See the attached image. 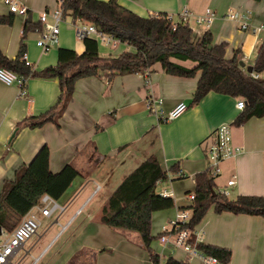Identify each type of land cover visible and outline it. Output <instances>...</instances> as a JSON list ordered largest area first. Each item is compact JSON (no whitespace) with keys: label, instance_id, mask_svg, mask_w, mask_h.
Returning a JSON list of instances; mask_svg holds the SVG:
<instances>
[{"label":"crops","instance_id":"crops-1","mask_svg":"<svg viewBox=\"0 0 264 264\" xmlns=\"http://www.w3.org/2000/svg\"><path fill=\"white\" fill-rule=\"evenodd\" d=\"M19 1L28 8L27 16L14 20L12 26L0 25V51L9 59L17 56L25 19L30 17L36 23L42 12L55 9L59 2ZM118 2L141 17L160 14L177 19L183 9L194 16L210 12L213 19L208 26H199L201 35L210 31L214 44L226 45V58L238 52L246 66L254 63L264 38V0ZM229 11L247 13L249 24L262 27V32L258 36L241 32L236 23L224 18ZM0 14H7L1 6ZM66 20L72 21L70 17ZM72 37L67 27H60L58 44L44 54L36 46L37 34L30 33L25 40L26 61L39 72L57 64L59 49L82 54V40ZM100 43L98 51L103 58L133 51L119 43L115 47L104 46L107 49L102 53ZM198 77L199 73L194 79L173 78L160 64H155L148 74L109 79L108 73L103 72L79 79L74 84L72 100L58 121L59 127L48 123L42 128H23L16 134L18 122L39 116L55 104L58 82L28 78L26 97L22 98L17 85L7 86L0 81V189L4 181H13L15 171L28 165L43 146L49 150L51 173L72 165L79 174L57 200L65 210L50 218L41 217V231L24 244L12 264H41L43 259H46L43 264H152L137 233L116 231L105 225L116 210L113 191L150 156L156 157L168 175L167 180L158 183L157 193H165L174 202L172 209L152 214L150 234L157 235L152 237L158 244L154 247L153 241L150 247L164 261L173 258L200 264L197 259L188 260L180 250L163 246L159 237L177 211L192 205L189 195L195 189L194 177L208 170V148L222 124L231 125V146L239 152L220 163L219 174L213 180L215 189H226L227 183L234 180L235 184L227 188L231 201L237 196H264V117L251 118L240 127L232 126L241 113L236 108L238 99L216 93H209L199 104L191 105ZM148 100L154 103V112L147 107ZM180 103L186 105L184 113L173 121L162 122L160 116ZM195 230L202 234L201 244L230 251L228 264H264L261 217L226 212L217 215L211 207ZM9 235L0 229V246Z\"/></svg>","mask_w":264,"mask_h":264},{"label":"trees","instance_id":"trees-1","mask_svg":"<svg viewBox=\"0 0 264 264\" xmlns=\"http://www.w3.org/2000/svg\"><path fill=\"white\" fill-rule=\"evenodd\" d=\"M59 3L64 17L90 23L133 51L103 58L98 51L99 40L87 37L82 40V54L59 49L57 64L36 72L22 58L26 54L27 36L40 31L42 26L40 22L34 23L30 17L26 18L17 56L9 59L0 51V69L24 78L56 79L59 95L45 113L18 122L15 134L23 128H42L48 123L59 127L58 121L71 102L74 84L79 79L96 77L103 72L108 73L109 79L117 75L148 74L155 64H160L163 71L173 78L194 79L199 73L191 105L199 104L209 93L243 99L245 107L232 126L240 127L251 118L264 117V78L260 77L264 73V38L251 65L253 72L249 74L240 66L238 52L226 58V45L214 44L210 31L196 36L187 24L176 22L174 25L160 14L141 17L121 6L118 0H59ZM14 20L13 14H0V25L12 26ZM78 175L72 165H66L56 174L51 173L49 150L43 146L28 165H22L15 171L13 181L2 183L0 228L11 233L43 195L57 201ZM167 178L156 157L147 158L113 191L116 210L105 221L106 226L116 231L137 233L152 264H159V257L150 247L154 241L150 234L152 214L174 207L171 198L163 197L156 191L158 183ZM213 180L208 170L194 177V200L190 207L184 209L191 213V218L183 228L193 231L211 207L217 215L226 212L264 219V196H237L231 201L215 189ZM199 249L216 257L222 264L230 261L228 249L204 244H200ZM165 264L189 263L168 258Z\"/></svg>","mask_w":264,"mask_h":264},{"label":"built area","instance_id":"built-area-1","mask_svg":"<svg viewBox=\"0 0 264 264\" xmlns=\"http://www.w3.org/2000/svg\"><path fill=\"white\" fill-rule=\"evenodd\" d=\"M0 6L9 14L15 17L25 18L27 16L28 8L19 0H0ZM212 14L206 12L201 16H194L189 10L183 9L177 15V19L172 16H166L165 19L175 23L187 24L192 34L201 36L199 26H208L212 21ZM191 18H194L191 22ZM238 25V29L243 33H253L258 36L262 32V27H252L249 24V17L247 13L241 11H229L225 16ZM66 20L63 16L60 3L55 9L44 11L39 15L38 22L42 28L36 32L38 39L36 46L40 49L41 53H48L54 46L58 44L59 25ZM69 26H73L77 39L83 40L87 37H94L103 43L105 46L115 47L119 44L114 38L103 34L94 25L82 21H70ZM22 60L29 67L25 55ZM256 78L257 76L254 75ZM28 78L17 76L16 74L0 69V81L7 86L17 85L19 88V97H26V82ZM147 107L154 112V103L147 101ZM245 103L243 99H238L236 108L238 111H243ZM186 110V105L183 103L178 104L172 111L166 115H161L162 122H170L178 118ZM239 152L238 148L231 146V125L222 124L219 126L212 138V142L208 148L209 168L208 171L212 177H217L219 174V165L223 161L234 157ZM178 177L182 175L177 173ZM235 184L234 180L227 183V188ZM226 189L218 190L222 195L228 196ZM98 190V187H96ZM161 196L166 197V194ZM189 200H194V193L189 195ZM65 207L58 201L53 200L47 195H43L38 203L32 207L26 215L20 220L18 225L10 233L6 241L0 246V264H12V260L17 255L19 250L31 238L37 236L38 229L42 226L41 217L50 218L54 213L61 214ZM79 212V211H78ZM191 213L186 210H179L175 213L174 217L168 222L163 234L159 237V241L163 246H169L173 250H180L185 254L188 260L197 259L200 264H222L216 257L206 254L199 249L201 244L202 234L197 230L189 231L183 227L189 222ZM159 264H165L160 261Z\"/></svg>","mask_w":264,"mask_h":264},{"label":"rangeland","instance_id":"rangeland-1","mask_svg":"<svg viewBox=\"0 0 264 264\" xmlns=\"http://www.w3.org/2000/svg\"><path fill=\"white\" fill-rule=\"evenodd\" d=\"M21 19V17H15V22L16 21H18V20H20ZM69 22H67V20H63L61 23H60V25H59V29H60V27H62V26H64V27H67L68 28V30H69V32H71V36H73L72 38L73 39H75V40H78L77 39V37H76V34H75V29H74V27L73 26H69V24H68ZM105 45L103 44V43H100V49H101V52L102 53H104L105 52V50L107 49V48H105L104 47ZM108 47H111V46H108ZM118 51V50H117ZM106 56V55H105ZM262 77L264 78V74L262 75ZM229 200L231 199V198H229V197H227ZM83 214H84V212H83ZM82 214V215H83ZM84 216V215H83ZM83 216H81L80 218L82 219L83 218ZM63 221H66V219H63ZM41 231V227L38 229V232H40ZM37 232V233H38ZM154 238L155 237H157V235H152ZM32 239V238H31ZM155 241V244H154V247L158 244V241L155 239L154 240ZM53 250V249H52ZM52 250H51V252H52ZM48 256V255H47ZM47 258V257H46ZM45 260L46 259H43L42 260V262H41V264H43L44 262H45ZM160 261L162 262V263H164L165 261L161 258L160 259ZM25 264H30L29 262L28 263H25ZM192 264V263H191ZM194 264V263H193Z\"/></svg>","mask_w":264,"mask_h":264},{"label":"water","instance_id":"water-1","mask_svg":"<svg viewBox=\"0 0 264 264\" xmlns=\"http://www.w3.org/2000/svg\"><path fill=\"white\" fill-rule=\"evenodd\" d=\"M240 66H241L242 68H245L246 71H247V73H249V74H251V73L253 72V67H252L251 65L246 66L245 63L241 61V62H240ZM0 229H1V228H0Z\"/></svg>","mask_w":264,"mask_h":264}]
</instances>
